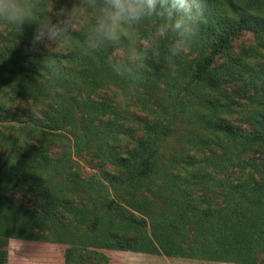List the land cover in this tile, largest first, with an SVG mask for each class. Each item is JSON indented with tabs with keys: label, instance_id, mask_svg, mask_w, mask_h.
<instances>
[{
	"label": "trees",
	"instance_id": "16d2710c",
	"mask_svg": "<svg viewBox=\"0 0 264 264\" xmlns=\"http://www.w3.org/2000/svg\"><path fill=\"white\" fill-rule=\"evenodd\" d=\"M32 2V18L23 26L0 23V264H9L8 246L13 240L69 244L65 264H111L105 253L88 249L94 247L160 253L159 245L141 224L146 221L137 220L131 211L104 194V180L121 190L122 196H133L159 173L157 139L142 140L128 159L117 160L115 155L114 164L121 170L116 175L103 173L97 181L99 187L88 183L90 189L98 188L102 193L92 209L86 204L76 205L66 194L70 185L76 188L84 182L75 181L68 149L55 158L53 146L64 141V131L75 136L78 110L85 108L95 115L113 110L103 101H94V93L89 91L90 85L101 84L103 76L145 87L149 81L164 80L181 85L188 78L187 86L195 96L201 95L206 108L214 113L212 121L206 123L222 151L213 155L224 160L229 158V150L236 149L244 163L245 158L256 154L264 157V0H204L203 14L194 21L197 36L189 53L175 57L169 52L173 34L159 36L157 32L164 23L159 12L134 25L135 41L125 37L119 44L89 48L88 36L95 23L94 10L90 9V19L79 27H69L59 42L45 40L33 45L39 24L63 19L66 5L71 7L74 0ZM120 48L130 53L135 48L146 58L137 63L128 61L118 70L108 59ZM82 92L87 93L86 98H80ZM150 130L157 133L159 127L150 125ZM168 130L163 131L165 135ZM247 164L253 165L259 177L249 172L243 190L237 194L229 190V206L235 204L242 212L210 207L198 213V203L176 191L170 194V205L189 213L170 212L179 216L175 223L169 218H155L154 229L162 231L170 242L173 234L182 235L179 229L184 227V218L194 220L203 234L214 239V254L230 251L232 241L247 246L249 239L264 237V228L256 220L249 230L238 231L242 220L255 209L252 206L264 208V163ZM196 170L200 176L204 169ZM26 192L37 199L35 205L27 206L18 199ZM129 200L140 208L146 205L145 199ZM119 222L140 223L136 235L118 239L110 230L102 229V224L115 226ZM172 246L180 247V241Z\"/></svg>",
	"mask_w": 264,
	"mask_h": 264
},
{
	"label": "rangeland",
	"instance_id": "374dc122",
	"mask_svg": "<svg viewBox=\"0 0 264 264\" xmlns=\"http://www.w3.org/2000/svg\"><path fill=\"white\" fill-rule=\"evenodd\" d=\"M67 8L70 7L66 5ZM92 13V16L96 15L95 11ZM89 19L90 17L86 14L73 27H79V23ZM240 45L241 42H238L237 46ZM132 54H137L135 48L131 53L121 48L115 49L108 62L110 66L120 70L128 61L138 62L130 58ZM103 79L101 84L90 85L89 91L94 93L92 96L94 101H103L113 106V110L106 115H95L85 108L83 111L78 110L75 136L73 133L64 131L66 138L54 144L52 156L60 157L65 149H68L72 159L71 171L76 173L75 181L76 183L84 182V185L76 184V188L70 185V189L67 188L65 192L76 205L86 204L92 209L102 193L98 188L90 189L88 183L99 187L97 181L102 178L103 173L116 175L120 172L121 168L114 164L115 155L117 160L128 159L130 151L139 147L142 140L156 138L160 150L159 173L155 174L153 179L133 196L130 193H124L122 196L121 190L115 189L104 180L107 187L104 194L113 197L120 206L131 211L137 220L140 218L146 221L141 224L145 225L147 232L159 245L160 253L97 247L88 249L105 253L111 264H262L264 237L249 239L247 246L242 243L235 244V241H232L233 244L229 245L230 251L214 254L216 253L215 247L212 246L214 239L210 238L209 234H203L201 231L203 228L198 227L194 220L188 222L184 218V227L179 229L182 235L173 234L170 242L163 236L162 231L154 229L152 220L169 218L168 220L171 219L172 223H175L179 216L170 212L186 211L170 205V194L176 191L188 195V199L193 198L198 203V213H205L203 211L209 210L210 207L213 209L222 207L224 212L230 213L242 212L236 208L235 204L229 206V199L232 198L229 190L236 194L238 190H243L247 186L249 172L258 178L260 173L247 162L254 163L256 166L262 165L264 157L256 154L245 158L247 162L244 163V160L238 158L236 149L229 150L227 152L229 158L225 156L224 160H219L213 155L221 154L222 151L215 144L218 138L208 129L206 123L212 121L214 113L206 108L201 95L195 96L192 89L187 86L188 78L182 80L181 85L175 83L172 85L164 80L149 81L151 84H147L146 87L140 83L115 82L112 77L103 76ZM86 95V92H82L80 98H86ZM20 106L23 107V103ZM233 122L239 124L237 120ZM150 125L158 126L159 131L154 133L150 130ZM166 127H169V130L165 135L163 131H166ZM196 168L204 169L200 176L196 175V171H199ZM249 182L248 187L251 186V181ZM18 199L27 206L37 203V199L30 192H26V196L19 195ZM129 199L139 201L145 199L146 205L140 208L138 205H132ZM252 207L255 209L247 214L245 220H242L238 231L249 230L254 220L264 228V208ZM100 211H104V208ZM172 223L169 224L172 225ZM139 225L140 223L119 222L114 226L108 223L102 224V229L110 230L111 235L117 236L118 239H127V236L136 235ZM258 231L257 229V235L260 234ZM174 241L177 243L180 241V247L172 246L176 243ZM49 243L55 247L57 256L65 255V250L69 247V244ZM236 245L238 248H235ZM22 249L27 250L26 247ZM8 250L10 252V246ZM14 250L22 254L17 248ZM171 252L178 254L170 255ZM208 254L215 258H210Z\"/></svg>",
	"mask_w": 264,
	"mask_h": 264
},
{
	"label": "clouds",
	"instance_id": "9594fccd",
	"mask_svg": "<svg viewBox=\"0 0 264 264\" xmlns=\"http://www.w3.org/2000/svg\"><path fill=\"white\" fill-rule=\"evenodd\" d=\"M204 0H74L67 8L63 19L52 22L42 21L36 28L32 44L43 41L57 43L77 24L88 11H95V23L88 36V47L98 49L111 43L119 44L122 39H137L134 25L158 12L163 14L164 23L160 24L159 36L173 34L169 48L172 56L189 53L197 27L194 21L203 14ZM35 5L32 0H0V23L23 26L30 21ZM132 60L141 61L146 57L132 54Z\"/></svg>",
	"mask_w": 264,
	"mask_h": 264
},
{
	"label": "crops",
	"instance_id": "0c3cea01",
	"mask_svg": "<svg viewBox=\"0 0 264 264\" xmlns=\"http://www.w3.org/2000/svg\"><path fill=\"white\" fill-rule=\"evenodd\" d=\"M51 245L49 242L14 240L10 244L9 264H65L64 255L57 256L55 247ZM23 247L27 250H23ZM14 248L22 254L17 253Z\"/></svg>",
	"mask_w": 264,
	"mask_h": 264
}]
</instances>
